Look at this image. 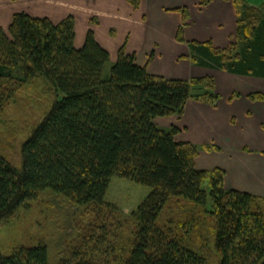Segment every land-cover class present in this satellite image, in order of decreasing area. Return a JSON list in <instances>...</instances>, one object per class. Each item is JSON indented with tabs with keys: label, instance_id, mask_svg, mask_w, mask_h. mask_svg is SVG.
<instances>
[{
	"label": "trees",
	"instance_id": "16d2710c",
	"mask_svg": "<svg viewBox=\"0 0 264 264\" xmlns=\"http://www.w3.org/2000/svg\"><path fill=\"white\" fill-rule=\"evenodd\" d=\"M128 1L135 9L141 6V0ZM226 1L234 3L238 16L228 48L187 41L189 9H176L183 16L177 40L189 47L183 58L264 78V3ZM210 2L201 0V5ZM75 24L73 16L53 22L18 12L7 30L0 26V113L38 77L63 93L24 141L21 168L0 153V226L49 188L82 209L78 241L60 264H104L94 259L98 253L112 255L114 264H213L210 234L200 230L196 216L174 219L176 228L157 223L177 196L209 205L217 264H264V197L227 189L222 168H197L199 151H219L218 146L178 141V127L155 123L157 117L182 115L191 99L216 105L215 78L152 74L125 44L113 62L93 29L77 47ZM249 98L264 100V95L255 92ZM115 176L151 188L125 220L106 201ZM0 264H49L47 246L21 247L9 255L0 248Z\"/></svg>",
	"mask_w": 264,
	"mask_h": 264
},
{
	"label": "crops",
	"instance_id": "0c3cea01",
	"mask_svg": "<svg viewBox=\"0 0 264 264\" xmlns=\"http://www.w3.org/2000/svg\"><path fill=\"white\" fill-rule=\"evenodd\" d=\"M182 7L190 12L184 31L187 41H212L215 47L228 48L235 40L237 10L226 0H211L206 6L201 0H141L138 9L128 0H0V26L7 30L18 12L53 22L73 16L79 48L93 29L113 62L125 44L129 53L136 54L137 64L148 65L152 74L183 80L214 77L220 95L216 105L191 99L182 115L157 117L155 123L178 127V141L218 146L219 151H199L197 168H222L227 189L264 197V100L249 98L255 92L264 95V78L199 66L183 58L189 47L177 40L183 16L176 9Z\"/></svg>",
	"mask_w": 264,
	"mask_h": 264
},
{
	"label": "rangeland",
	"instance_id": "374dc122",
	"mask_svg": "<svg viewBox=\"0 0 264 264\" xmlns=\"http://www.w3.org/2000/svg\"><path fill=\"white\" fill-rule=\"evenodd\" d=\"M254 1L264 3V0ZM110 67L111 65L107 66V71ZM62 97L63 93L56 91L46 78L38 77L32 83L26 84L0 113V153L15 167H22L21 153L24 141L53 103ZM150 192L149 186L115 176L111 180L106 201L115 205L122 213L120 218L125 220V217H128ZM27 203L28 205L19 209L18 215L0 226L2 252L9 255L17 248L44 244L48 249L49 264H60L68 255L69 249L78 241V224L82 221L81 207L49 188L37 199ZM208 210L209 205L204 207L192 201H184L182 197L173 196L167 202L157 223L176 228L175 221L196 216L200 230L208 231L205 233L210 234V253L214 259L213 264H217L215 235L211 228L213 221ZM109 225L112 223L109 222ZM122 230L127 228L124 227ZM179 230L186 232L185 227ZM94 259L104 264H114L112 255L98 253Z\"/></svg>",
	"mask_w": 264,
	"mask_h": 264
}]
</instances>
